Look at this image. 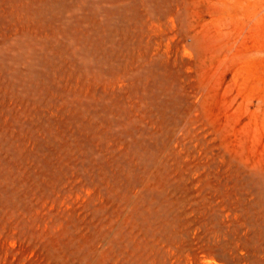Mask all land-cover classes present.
Instances as JSON below:
<instances>
[{
    "label": "rangeland",
    "instance_id": "rangeland-1",
    "mask_svg": "<svg viewBox=\"0 0 264 264\" xmlns=\"http://www.w3.org/2000/svg\"><path fill=\"white\" fill-rule=\"evenodd\" d=\"M0 264H264V0H0Z\"/></svg>",
    "mask_w": 264,
    "mask_h": 264
}]
</instances>
